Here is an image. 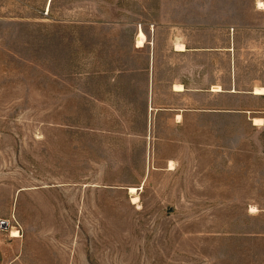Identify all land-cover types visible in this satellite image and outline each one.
Wrapping results in <instances>:
<instances>
[{
    "label": "rangeland",
    "instance_id": "obj_1",
    "mask_svg": "<svg viewBox=\"0 0 264 264\" xmlns=\"http://www.w3.org/2000/svg\"><path fill=\"white\" fill-rule=\"evenodd\" d=\"M138 30L171 80L194 84L200 62L215 65L202 70L208 82L225 79L227 55L193 49L231 46L243 88L264 87V0H0L6 264H264V127L201 134L242 139L238 171L257 176H193L192 118L178 134L188 154L177 171L135 176L140 154L116 133L133 116L108 104H133L110 78H132L133 62H145L133 52Z\"/></svg>",
    "mask_w": 264,
    "mask_h": 264
},
{
    "label": "crops",
    "instance_id": "obj_2",
    "mask_svg": "<svg viewBox=\"0 0 264 264\" xmlns=\"http://www.w3.org/2000/svg\"><path fill=\"white\" fill-rule=\"evenodd\" d=\"M138 32L139 30L137 34ZM185 48L184 51L176 48L174 50L183 55L191 50ZM138 51H145L146 59L142 64L133 62L132 78H110L118 85V89H123L130 97L133 96V104L128 101L108 104L115 108H126L118 111L115 109L116 113L112 114L114 116H133V128L127 126L116 133L133 142V148L130 147L133 149V156L137 155V152L140 154L142 168H133L134 174H137L135 176H159L177 171L178 165L188 154L186 143L178 134L186 132L190 118L193 132L196 133L192 153L193 176H257L258 174H251L248 169L241 168V171H238V166H243L244 163L237 160L238 157L234 158L233 150L237 149V155L244 153L247 147L242 139L235 144L215 140L213 137L209 141L201 139L202 133H244L249 131V128L260 131L264 127V94H255L254 91L255 88L264 87L243 88L233 47L194 48L196 55L208 56L209 53L219 52L229 57L225 62V79L210 76L208 82L207 74L203 77L202 70H213L215 65L212 63L208 68V64H194V84L180 76L173 80L167 75L165 77L164 58L158 56L157 46L148 39L142 47H138L136 41L134 42L133 52ZM123 72L125 71H119L117 74ZM203 79L205 85H202ZM124 83H127V87ZM177 84L183 85L184 89L176 90ZM217 86L221 88L220 91L214 90ZM255 119L262 120V124L255 123ZM170 163L175 166L173 170L169 169ZM7 251L6 241L0 237V264H6Z\"/></svg>",
    "mask_w": 264,
    "mask_h": 264
},
{
    "label": "bare ground",
    "instance_id": "obj_3",
    "mask_svg": "<svg viewBox=\"0 0 264 264\" xmlns=\"http://www.w3.org/2000/svg\"><path fill=\"white\" fill-rule=\"evenodd\" d=\"M50 2H51V0H50ZM136 42H137V46L138 47H142V46H144L146 44V42H147V36H146V34L142 30L139 31ZM176 49H178L179 51L186 50L184 44H177ZM183 87L184 86L181 85V84L175 85V89L176 90H183L184 89ZM220 90H221L220 87L218 89H216V91H220ZM254 91H255V94H264V88H262V87L255 88ZM255 123L262 124V120L255 119ZM174 168H175L174 164L173 163H170V168L169 169L170 170H173ZM136 190L137 189L135 187H131L130 188V192L132 194H135L136 193ZM132 201H133V203H136L137 197L134 196L132 198ZM254 210H255V208H254ZM11 235H12V237H19L20 236V232H19L18 229L12 228Z\"/></svg>",
    "mask_w": 264,
    "mask_h": 264
},
{
    "label": "built area",
    "instance_id": "obj_4",
    "mask_svg": "<svg viewBox=\"0 0 264 264\" xmlns=\"http://www.w3.org/2000/svg\"><path fill=\"white\" fill-rule=\"evenodd\" d=\"M4 225L6 227L8 226V228H9V222L8 221H5V220L0 221V227L3 228Z\"/></svg>",
    "mask_w": 264,
    "mask_h": 264
}]
</instances>
